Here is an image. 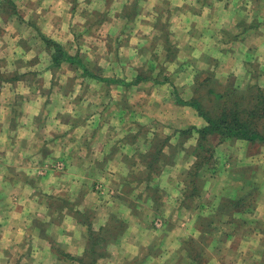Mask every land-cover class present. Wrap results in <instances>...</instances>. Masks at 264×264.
I'll list each match as a JSON object with an SVG mask.
<instances>
[{"label": "clouds", "instance_id": "9594fccd", "mask_svg": "<svg viewBox=\"0 0 264 264\" xmlns=\"http://www.w3.org/2000/svg\"><path fill=\"white\" fill-rule=\"evenodd\" d=\"M0 264H264V0H0Z\"/></svg>", "mask_w": 264, "mask_h": 264}]
</instances>
